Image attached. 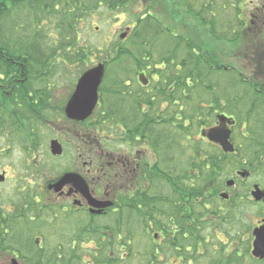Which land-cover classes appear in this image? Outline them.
I'll return each mask as SVG.
<instances>
[{
	"label": "trees",
	"instance_id": "16d2710c",
	"mask_svg": "<svg viewBox=\"0 0 264 264\" xmlns=\"http://www.w3.org/2000/svg\"><path fill=\"white\" fill-rule=\"evenodd\" d=\"M249 3L253 1L0 0V133L7 130L8 137L14 138L17 133H12L22 131L29 136L24 122L31 123L37 129L38 123L46 124L48 119L44 116L51 110L50 113L57 110L59 116L64 118L63 108L52 106L49 91L34 86L51 67V74L56 68L65 70L66 64L81 66L83 70L91 57L108 67L114 63L118 70L108 67L106 70L107 82L102 92L104 108L79 123V126L84 133L95 134L104 142L103 136L107 138L113 129V125L108 124L115 121L123 127L122 140L126 141L125 115H129L130 107L133 108L131 112L141 113V103H144L148 109L145 112L147 125H150L146 137L156 149L157 160L148 168L145 190L136 192L131 203H128L130 200L126 195L119 197L117 205L120 209H125L129 204L134 209L151 210L147 213L148 219H155L158 215L156 211L162 207L183 208L182 194L191 190L195 192V197L202 196L210 179L217 176L215 171L224 169L215 167L220 163L227 165L230 160L217 147L200 141L198 130L203 125L201 119L205 113L202 104L207 103L209 98L215 99L212 104L219 106L220 98L250 95L248 91L252 90L250 86L253 87L252 78L239 74L244 68L241 70L231 61L232 50L237 44L250 46L251 42H264V3L251 10ZM97 13L105 17L113 15L115 19L130 15L133 25L127 39L121 41L118 38L102 48L85 42L83 33L87 23ZM182 15L184 19L195 21L196 26H208L212 35L208 37L211 39L215 36L213 41L216 45L213 47L218 46L220 53L204 52L206 46L203 40L200 43L197 36L191 38L179 32L178 25H174L172 19L176 21L177 16L181 23ZM205 15L210 18L207 20ZM128 64L132 65L134 71L137 68L142 71L152 83L148 94L136 90L139 85L135 82L129 84V76L124 77L121 72L116 76L117 71L126 69ZM223 66H227L228 70H224ZM131 71L126 73L131 74ZM170 87L178 88V97L183 103L174 111L167 106L173 94H169V98L165 96ZM108 100L110 105L106 106ZM198 102L202 104L199 106ZM236 102H229L234 107L231 113L238 120H243V102ZM183 106H188L187 112ZM150 110H156L157 115L160 111L163 116L157 118L153 111L150 116ZM176 114L182 118L179 126L173 124L176 123ZM185 117L189 119L191 129L185 126ZM33 121L36 125L32 124ZM248 155L251 157L254 154ZM222 157L226 163L221 160ZM159 165L164 167L160 168ZM163 184L170 189L164 191ZM18 193L16 191L14 196ZM171 194L174 195L171 197ZM14 196L11 194L5 200L0 193V201L8 200L14 207L8 211L0 202V250H16L29 264H51L47 263L45 254L33 243L32 234L39 232V229L30 220L32 217H45L48 207L30 202L21 206L14 203ZM19 218L25 220L21 225L17 220ZM23 225H30L27 227L32 233L26 235ZM140 231L147 237V246H154L150 234ZM115 237L118 240L117 232ZM116 245L118 247V243Z\"/></svg>",
	"mask_w": 264,
	"mask_h": 264
},
{
	"label": "flooded vegetation",
	"instance_id": "af4514ba",
	"mask_svg": "<svg viewBox=\"0 0 264 264\" xmlns=\"http://www.w3.org/2000/svg\"><path fill=\"white\" fill-rule=\"evenodd\" d=\"M134 74V82L139 85L136 90L148 94L152 83L149 80H139V76L144 75L142 71L136 70ZM132 79L133 76L129 77V84L134 83L131 82ZM251 84L253 87L250 86L252 90L248 91V96L220 98L219 106L212 104L215 99L209 98L204 106L205 113L201 119L203 125L198 130L199 140L230 156L227 165L220 163L215 167L224 169H215L217 176L210 179L202 196L195 197V192L190 190L182 194L183 208L162 207L156 211L158 215L155 219L147 217L151 210L134 209L129 204L125 209H120L117 205L118 198L125 195L130 200L128 203H131L136 197L137 189L145 188L146 185L147 161L141 157L145 153L144 146L147 142V109L146 113H130L133 108H129L130 118L125 115L127 140L123 148L115 143L118 141L116 138H122L123 134H109L111 144L108 148L100 144L101 139L95 137V134L87 133L79 141L78 134L82 132L79 123L66 119L64 114V118L59 113L53 115L54 119L61 118L64 126H70L61 129V133L68 139L76 138V144L70 146L76 156H71V166H67L62 173L80 174L88 185L90 195L87 197L77 192L71 184L64 185L58 193L50 190L43 193L48 214L44 219L46 223L41 226L49 227L50 235L47 240L42 241L39 249L45 254L47 263L133 264V259L138 261L137 258L142 256L141 264H181L184 261L193 264L195 257L208 264H264V256L255 257L252 254V233L247 234V240L244 241L241 226V218L250 208L248 204L258 206L256 215L259 218L254 221L253 226H260L264 222V177L261 175L264 172V126L263 130L256 129L251 122L264 121V80L253 74ZM177 89L170 87L165 92L168 98L169 94H173L169 98L173 105L179 103ZM233 100L243 102V120H238L231 113L234 107L229 102ZM167 106L169 109V105ZM149 114L152 116L151 112ZM140 119H143L142 123ZM175 119L174 126H179L182 119L180 114H176ZM185 120V126L190 128L189 119L185 117ZM112 125V128L117 129L115 121ZM212 129L229 131L226 140L233 145V153H225L219 143L206 136ZM250 153L254 155L249 157ZM258 153L261 155L258 156ZM221 160L226 163L223 157ZM229 166H232L229 171L231 176L225 174ZM244 170L247 172L241 175ZM140 184L142 185L139 187ZM255 189L263 192L260 199L253 197ZM212 204L216 208L212 211L213 216L207 218L206 209ZM243 204L248 208L243 209ZM200 206L204 209H197ZM233 217L234 226L232 230H228L224 225ZM211 218L215 222L207 225L211 223ZM145 222L149 224L146 225ZM213 226H216L215 229ZM140 230L150 234L154 246H147V237ZM228 236L231 238L229 241ZM221 242L231 247L229 253ZM73 259L76 260L75 263H70Z\"/></svg>",
	"mask_w": 264,
	"mask_h": 264
},
{
	"label": "rangeland",
	"instance_id": "374dc122",
	"mask_svg": "<svg viewBox=\"0 0 264 264\" xmlns=\"http://www.w3.org/2000/svg\"><path fill=\"white\" fill-rule=\"evenodd\" d=\"M249 1L251 0H247V2ZM252 1L253 3L251 4L249 3V6H248L249 10L253 9L258 4L264 3V0H252ZM179 12L182 14H185L181 10H179ZM184 17L185 16L182 15L181 18H183V21L181 23L179 22L177 16L175 17L177 22L172 19L173 24L178 25L177 27L178 31L181 33L188 34V36H190L191 38H194L192 36H197L196 38L199 42L203 40L204 41L203 44H205L206 46L205 47L206 51L204 52L220 53L219 50L221 49L217 48L218 46L216 48L213 47L214 45H216L215 44L216 42L213 41V39H215V36H213L211 39H209L208 37L209 35H211L209 32V29L207 28L208 26H201V25L196 26L195 21L189 18L184 19ZM206 18L208 20L210 18L209 15H207ZM132 21H133V18L130 15L120 16L119 18L115 19L113 15L105 17L104 15H100L97 13L93 17V19H91L90 22L87 23V28L85 29L83 33V39L85 40V42H87L88 44L92 45L95 48H102L106 44L108 43L111 44V42L117 40L119 35L125 31V28L127 26L131 27L133 25ZM96 27L98 28L96 29ZM194 28H195V31H194ZM236 47H234V49L232 50V55H231L232 63L237 64V66L241 70H243L244 68L245 76L252 78L254 74V76H256L257 78L260 77L261 80H264V42L256 41L255 44L251 42L250 46L249 45L245 46L244 43L242 44L239 43L237 44ZM96 59L94 57H91L85 69H87V67H92L94 64H96ZM226 62H227V57L223 60L224 64H226ZM113 64H110L109 67L108 65H106V67L110 69H114L115 71L118 70L119 68H116L117 65H113ZM70 65L71 64H66L65 70H62V71H59L58 68H56L53 74H51V69H52L51 67L49 71H47L46 75L40 78L37 84L36 83L34 84V86L36 85L38 89H42V90L47 89L49 91V97L51 98V103H52V106L54 107L55 105L61 107V102L63 103L64 101L67 100V98L70 95L71 90L74 89V84L78 76L80 75L81 71L85 70V69L81 70L82 69L81 66L75 67V66H70ZM131 66H132L131 64H128L126 69L117 71L116 76H119L121 72V75L123 74L124 77L133 76V79L131 80V82L136 81V78H134V75H135L133 72L134 69ZM130 70H132L131 74L126 73V72H129ZM239 77L240 79H242L240 75ZM40 81L41 83H39ZM106 82L107 80H105L104 78L102 85L105 86ZM241 82L243 83L244 81H241ZM245 83L246 82H244V84ZM101 89L103 90V86L101 87ZM198 98L199 97H197V99ZM181 104L183 103L179 99L178 105H173V106L171 104H168V105L170 107V110L174 111L176 110L175 108L179 107ZM201 104L202 103L200 102L197 103V105L199 106ZM107 105H110V100L107 101L106 106ZM205 105L206 103L202 104V106H205ZM101 106L102 105L100 101V106L98 109H100ZM103 108L104 106L102 107V109ZM105 108L107 109L109 107H105ZM183 108L187 112L188 106L187 107L183 106ZM51 111H49V114L48 113L45 114L46 118L52 119V116L58 113L57 110H53V112L50 113ZM154 112H156V110H154ZM11 116L13 118L16 117L15 115H11ZM56 119H57L56 121L48 120L49 122H46L45 125L40 124L37 129L33 128L31 123L27 124L26 122L23 121L24 127L25 128L28 127V131L30 132L29 136L24 135L22 131H17V132L12 133V135L17 133L14 138H11V136L8 137L7 130H4L2 133H0V174L3 173L5 176V179L3 181H0V193L4 196L5 200L8 199V197L11 194H13L14 196L16 194V191H18L19 193L16 195V197L15 196L13 197L14 203L16 202L18 205L23 206L28 202H30V204H37V206H40V204H45L46 197H44L43 193L48 191L46 184L54 180V178L58 174H60V172H63L64 169L67 168V166H71V163H70V161L72 160L71 156L72 157L76 156L75 152L70 148L71 144H75L73 139H68L67 137L64 138L65 141L67 142V145L65 146V150L62 156H52L48 149L49 139L53 138L54 134L60 133L61 129L63 128L65 129L70 128V126H64L62 119H59V118H56ZM251 122L253 123L254 128L263 130L264 121L258 120V121H251ZM32 124L35 125L33 122ZM108 125L112 126L111 123H109ZM114 132H115L114 129H111L110 131L111 136L120 134L119 131H117L116 133ZM81 134L82 132L79 133V135L81 136L80 141L82 139ZM262 134H264V131L262 132ZM20 135H23V136L20 137ZM261 141H262V137H261ZM115 143L117 146H121L122 148L126 146L124 145L123 142H120V141H117ZM103 146H104V143H103ZM144 150H145V153L142 155L141 159L144 160L145 158L146 161L153 163L157 159L156 155L150 152H147L149 151V147L147 145L144 146ZM257 155L260 156L261 153H258ZM159 166L160 168L164 167L163 165H159ZM262 167L264 168L263 165ZM261 175L264 177V172ZM140 183H142V180ZM162 187H164V191L170 189L165 184H163ZM140 191H142V189L138 188L137 192H140ZM36 195H39L40 197H36ZM29 197H31V199H29ZM30 200H32L33 202ZM0 202L1 204H3L2 206L4 209L8 211L14 209L12 202H8V200L7 202L5 201L3 202L0 201ZM248 206L251 209L249 208L248 210H246V215H244L241 218V226L243 230V240L244 241L247 240L245 239V236L247 234L250 235L251 233L252 226H253L252 224L254 223L256 219L259 218L256 215L258 206L254 207L250 204H248ZM247 208L248 207L246 205L244 206L243 204V209H247ZM214 209H215L214 205L212 204V210ZM26 215H29V213ZM42 218H44L43 215L42 217H38L37 219H42ZM37 219L34 218L36 223H37ZM17 220L20 225L23 224L25 221L22 218H19ZM233 221H234V217L229 218V220L226 222L224 227L228 228V230H232L234 226ZM207 225H212V224H207ZM23 228L26 232V235L29 233H32V231H29L28 227H23ZM37 228L39 229L37 230L41 232V235L43 236L41 237L42 240H44V238L47 240L48 235H50L49 227L37 225ZM209 231L210 232L212 231L211 226H210ZM39 232L35 231L32 234V238L38 235L41 236ZM213 240L216 241L214 237H213ZM223 243L224 242H221L222 245ZM224 246L226 247V250L228 249V253H229L231 247L227 246V244L223 245V247ZM210 250L207 251L208 254H210L209 253ZM3 253L4 252L1 250L0 255H2ZM0 257H1L0 264H10V258L12 257V254L7 253V255L0 256ZM195 258L196 260L194 261L193 264H208V262L203 263L204 262L203 259L202 260L198 259V257H195ZM205 258H207V256H205ZM141 259H142V256H140L139 259L137 258L138 261L133 262V264H141L142 263ZM74 261L76 260L73 259L70 263H75ZM22 264H25V263H22ZM53 264H56V263H53ZM181 264H188V263L184 261V263L182 262Z\"/></svg>",
	"mask_w": 264,
	"mask_h": 264
},
{
	"label": "water",
	"instance_id": "95a60500",
	"mask_svg": "<svg viewBox=\"0 0 264 264\" xmlns=\"http://www.w3.org/2000/svg\"><path fill=\"white\" fill-rule=\"evenodd\" d=\"M123 37V35L121 36ZM104 72V65L98 64L87 71H85L79 78L75 90L70 96L65 105V114L69 119L82 121L86 119L92 112L98 99V87L101 83ZM208 138L220 143L225 150H232L231 145L227 142L229 131L212 129L208 134ZM50 150L53 155H60L62 153V146L56 140L50 141ZM3 180V175H0V181ZM72 184L76 191L89 197L87 185L84 180L76 173H65L55 183L49 185L56 192L66 184ZM255 199H260L263 196L262 191L256 189L252 192ZM254 242L252 254L256 257L264 256V224L253 230ZM11 264H18L13 259Z\"/></svg>",
	"mask_w": 264,
	"mask_h": 264
}]
</instances>
